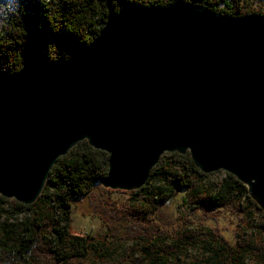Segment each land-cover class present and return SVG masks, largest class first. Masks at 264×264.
I'll use <instances>...</instances> for the list:
<instances>
[{"label": "water", "instance_id": "95a60500", "mask_svg": "<svg viewBox=\"0 0 264 264\" xmlns=\"http://www.w3.org/2000/svg\"><path fill=\"white\" fill-rule=\"evenodd\" d=\"M109 153L105 188L137 190L166 152L224 170L264 210V14L128 4L70 60L0 74V194H42L81 141Z\"/></svg>", "mask_w": 264, "mask_h": 264}, {"label": "trees", "instance_id": "16d2710c", "mask_svg": "<svg viewBox=\"0 0 264 264\" xmlns=\"http://www.w3.org/2000/svg\"><path fill=\"white\" fill-rule=\"evenodd\" d=\"M178 1L233 16L264 14V0H0V74L18 72L34 54L50 63L70 60L125 5ZM108 160L84 140L57 160L34 203L0 194V264H81L91 254L104 258L107 244L126 236L137 245L130 264H179L195 242L185 225L197 213L209 222L207 236L188 264H264V210L232 173H206L189 153L166 152L144 186L115 190L129 194L117 201L101 184ZM219 172L224 176L212 179ZM84 197L105 224L102 236L71 230L74 204ZM177 223L184 225L172 238L162 231Z\"/></svg>", "mask_w": 264, "mask_h": 264}, {"label": "rangeland", "instance_id": "374dc122", "mask_svg": "<svg viewBox=\"0 0 264 264\" xmlns=\"http://www.w3.org/2000/svg\"><path fill=\"white\" fill-rule=\"evenodd\" d=\"M224 171V170H220ZM222 176H224V172H219L216 176H212V179L219 180ZM107 195L114 200L123 201L126 199L129 194L120 192V191H109ZM171 204L167 203L164 206V210H170ZM213 222V221H212ZM208 220H202L200 217V213L196 215H192L190 220L185 225L188 230L194 232L195 242L192 240V243L189 245V250L186 254H182L179 257V264H188L192 259L200 255V246L199 242L206 238L207 230L206 225L208 224ZM184 224H182L183 226ZM222 225V224H221ZM181 224L177 223L171 227L162 228V231H165L166 234L176 235L177 232L182 229ZM71 230L76 234H85L89 233L93 236H102L105 232V224L98 217L95 212V208L91 203L89 197H84L74 204L73 214H72V222H71ZM227 237L232 238L229 234H226ZM137 248L136 243L133 241V238L123 237L120 240L110 242L107 244V248L105 251V257L100 258L91 254L85 261L81 262V264H130V260L132 259V255ZM248 264H255L253 260H248Z\"/></svg>", "mask_w": 264, "mask_h": 264}]
</instances>
